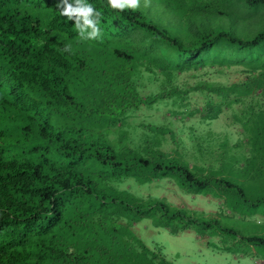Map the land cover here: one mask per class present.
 Listing matches in <instances>:
<instances>
[{"label": "trees", "instance_id": "obj_1", "mask_svg": "<svg viewBox=\"0 0 264 264\" xmlns=\"http://www.w3.org/2000/svg\"><path fill=\"white\" fill-rule=\"evenodd\" d=\"M87 2L101 13L96 39L80 36L74 19L60 14V0H0V264H173L132 230L145 219L171 234L216 228L264 245V236L246 237L221 214L114 186L173 177L188 192L218 186L246 201L234 181L153 139L136 148L122 127L128 109L189 91L163 81L143 96L133 77L142 67L171 81L208 62L241 66L245 79L198 85L220 97L197 109L210 120L258 89L264 95V0H147L123 10ZM147 126L175 136L168 126ZM250 139L264 153V139Z\"/></svg>", "mask_w": 264, "mask_h": 264}, {"label": "rangeland", "instance_id": "obj_2", "mask_svg": "<svg viewBox=\"0 0 264 264\" xmlns=\"http://www.w3.org/2000/svg\"><path fill=\"white\" fill-rule=\"evenodd\" d=\"M227 20L224 19L225 25H228ZM254 29L253 26L248 28ZM246 75L239 65L225 67L219 62H208L199 69L177 71L170 81L159 70L151 72L142 67L133 77L143 96L159 92L164 88L163 81L167 87L179 86L189 91L153 105L128 109L127 122L122 127L136 148L149 147L146 141L153 139L152 145H161L166 152L178 148L191 166L215 170L219 176L234 181L241 186L246 201L241 198L242 202L234 192L218 186L208 193L188 192L173 177L154 179L145 184L130 177L121 183L115 182L114 186L142 198L148 195L162 198L171 205L195 210L206 217L221 214L224 224L241 230L246 237L264 236V205L261 202L264 199V153L259 155L255 150L257 146L253 148L254 141L250 139L255 135L264 139V132L259 134L257 130V124L264 122L262 89L247 96L245 103L226 106L217 119H207L204 111H197L209 100L213 104L220 101L218 95L206 88H198V85L204 81L230 84L245 79ZM248 104L252 108L249 109ZM191 110L193 113H188ZM234 114L238 118L235 119ZM252 114L254 117L251 118ZM149 124L168 126L175 136L151 131ZM110 137H117V131L113 130ZM220 159L224 160L223 163ZM258 201L261 203L254 205ZM132 230L151 249L175 260L176 264H264V245L216 228L198 233L191 227L171 234L166 228L153 226L151 219H145L133 224Z\"/></svg>", "mask_w": 264, "mask_h": 264}, {"label": "clouds", "instance_id": "obj_3", "mask_svg": "<svg viewBox=\"0 0 264 264\" xmlns=\"http://www.w3.org/2000/svg\"><path fill=\"white\" fill-rule=\"evenodd\" d=\"M146 2L147 0H144L143 4L141 3V0H108V4L111 8L121 10L125 7L135 8L139 6L138 8H140L141 4L144 5ZM57 7L60 9V14L62 16L67 17L68 20L74 19L75 26L81 37L88 39H96L100 37L101 27L97 18L101 16V13L93 6V4L87 2V0H72V2H69V0H60ZM154 17L156 18V16ZM164 256L173 264H176L175 260L173 261L166 255Z\"/></svg>", "mask_w": 264, "mask_h": 264}]
</instances>
